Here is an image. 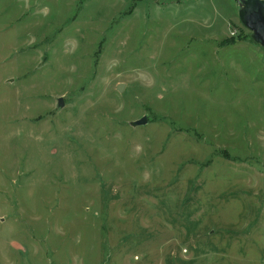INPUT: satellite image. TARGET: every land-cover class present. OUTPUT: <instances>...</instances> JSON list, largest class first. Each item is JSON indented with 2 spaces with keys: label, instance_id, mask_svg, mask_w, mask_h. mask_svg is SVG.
Segmentation results:
<instances>
[{
  "label": "rangeland",
  "instance_id": "1",
  "mask_svg": "<svg viewBox=\"0 0 264 264\" xmlns=\"http://www.w3.org/2000/svg\"><path fill=\"white\" fill-rule=\"evenodd\" d=\"M0 264H264L236 0H0Z\"/></svg>",
  "mask_w": 264,
  "mask_h": 264
},
{
  "label": "water",
  "instance_id": "2",
  "mask_svg": "<svg viewBox=\"0 0 264 264\" xmlns=\"http://www.w3.org/2000/svg\"><path fill=\"white\" fill-rule=\"evenodd\" d=\"M238 5V18L240 23L250 32L254 43L264 49V0H236ZM118 92L123 90V85L116 87ZM63 99L57 100V109L63 107ZM147 124V117L143 116L129 125L133 128Z\"/></svg>",
  "mask_w": 264,
  "mask_h": 264
}]
</instances>
